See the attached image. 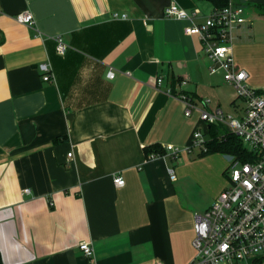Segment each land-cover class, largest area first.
Here are the masks:
<instances>
[{
  "label": "crops",
  "instance_id": "0c3cea01",
  "mask_svg": "<svg viewBox=\"0 0 264 264\" xmlns=\"http://www.w3.org/2000/svg\"><path fill=\"white\" fill-rule=\"evenodd\" d=\"M234 1L248 20L236 31L235 66L264 96V0ZM171 3L199 8L200 22L215 9L208 0H0L4 264H190L195 257V216L227 188L228 155L195 148L176 159L145 147L183 149L197 129L210 138L200 112L186 117L167 87L234 118L245 102L222 72L211 74L214 63L184 31L189 21L164 16ZM23 11L32 26L17 21ZM57 36L69 45L65 55ZM42 63L54 81L43 80ZM117 174L123 187L114 184ZM82 242L92 243L93 259Z\"/></svg>",
  "mask_w": 264,
  "mask_h": 264
},
{
  "label": "built area",
  "instance_id": "2783aa9c",
  "mask_svg": "<svg viewBox=\"0 0 264 264\" xmlns=\"http://www.w3.org/2000/svg\"><path fill=\"white\" fill-rule=\"evenodd\" d=\"M245 9L243 4L229 0L226 6L215 8L205 15L201 22L198 21L201 15L199 8L187 11L171 3L164 10L167 18L189 21L185 33L198 38L204 54L214 63L215 66L210 68L211 74L222 72L225 81L233 86L237 96L245 102L244 114L234 118L221 109L209 111L199 108L191 94L175 91L171 87H167V93L183 102L186 117L198 110L205 124L227 126L241 138L251 153L247 161L228 155L227 179L230 184L205 213L195 216L193 247L196 254L190 264H255L264 261V96L248 85V72L236 69L233 57L236 31L248 22ZM16 19L27 26L34 24L33 15L29 11L19 13ZM55 40L57 53L65 55L69 45L61 36ZM40 69L44 73V81L55 80L50 64L42 63ZM115 74L112 69L108 77L113 79ZM187 83V79H184L181 86ZM163 86L164 78L159 77L156 88L161 90ZM195 148L206 150L205 135L200 129L193 133L192 143L187 147L182 149L172 144L164 147L176 159L183 151L191 153ZM68 157L72 159L73 153H69ZM170 176L176 178L172 169ZM114 184L123 187L125 179L117 174L114 176ZM25 193L29 194L30 189H25ZM79 248L86 257L94 258L92 243L82 242Z\"/></svg>",
  "mask_w": 264,
  "mask_h": 264
},
{
  "label": "trees",
  "instance_id": "16d2710c",
  "mask_svg": "<svg viewBox=\"0 0 264 264\" xmlns=\"http://www.w3.org/2000/svg\"><path fill=\"white\" fill-rule=\"evenodd\" d=\"M215 8H222L226 6L229 0H208ZM259 10L264 15V6H260ZM3 39H0V43ZM209 140L206 141V150L200 152L201 156L221 153L224 155L234 156L242 161H247L251 158L250 151L244 146L241 138L235 133L226 128L224 125L210 124L208 126ZM147 154L156 152L157 154H164L165 150L160 145H152L145 147ZM264 262V261H263ZM263 262H257L255 264H263ZM0 264H4L3 258L0 254Z\"/></svg>",
  "mask_w": 264,
  "mask_h": 264
},
{
  "label": "rangeland",
  "instance_id": "374dc122",
  "mask_svg": "<svg viewBox=\"0 0 264 264\" xmlns=\"http://www.w3.org/2000/svg\"><path fill=\"white\" fill-rule=\"evenodd\" d=\"M252 87V86H251ZM253 88V87H252ZM245 147H248L247 145L245 146ZM198 148H196L195 150H197ZM228 184H230V182L228 183ZM228 187V186H227ZM264 264V263H263Z\"/></svg>",
  "mask_w": 264,
  "mask_h": 264
}]
</instances>
